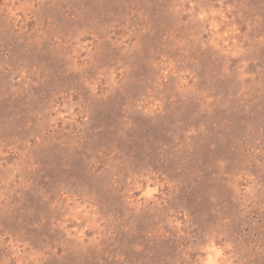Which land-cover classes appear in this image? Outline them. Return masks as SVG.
Returning <instances> with one entry per match:
<instances>
[{"label": "rangeland", "instance_id": "obj_1", "mask_svg": "<svg viewBox=\"0 0 264 264\" xmlns=\"http://www.w3.org/2000/svg\"><path fill=\"white\" fill-rule=\"evenodd\" d=\"M264 264V0H0V264Z\"/></svg>", "mask_w": 264, "mask_h": 264}, {"label": "clouds", "instance_id": "obj_2", "mask_svg": "<svg viewBox=\"0 0 264 264\" xmlns=\"http://www.w3.org/2000/svg\"><path fill=\"white\" fill-rule=\"evenodd\" d=\"M209 264H214V261H212L211 257L209 258Z\"/></svg>", "mask_w": 264, "mask_h": 264}]
</instances>
